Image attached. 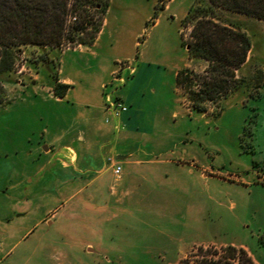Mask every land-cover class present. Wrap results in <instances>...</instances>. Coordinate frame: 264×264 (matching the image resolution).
<instances>
[{
    "label": "rangeland",
    "instance_id": "374dc122",
    "mask_svg": "<svg viewBox=\"0 0 264 264\" xmlns=\"http://www.w3.org/2000/svg\"><path fill=\"white\" fill-rule=\"evenodd\" d=\"M199 3L205 6L208 0H110L103 13L88 10L92 20L84 24L87 29L91 22L106 19L105 33L115 24L125 35L126 49L134 55L142 51L156 18L162 16L171 30L169 40L165 31L149 40L163 59L154 78L162 79L160 99L166 123L146 127L150 139L146 152L152 158L172 161L162 165L169 175L151 172L143 180L132 181L119 193L118 201L105 188L95 197L93 183L82 194L68 197L58 177L66 176L68 169L59 163L52 172L47 168L46 178L35 180L43 159L34 161L25 150L29 137L35 135L39 138L36 145L44 151L46 139L39 129L47 122V139L64 125L59 116L70 110L54 100L55 84L61 83L57 75L63 53L89 45L77 43L83 32L71 34L74 41L66 39L60 47L19 46L13 70L3 75L0 186L8 189L0 193V216L13 201L24 200L16 189L11 190V184L27 174L30 198L34 204L43 201L47 205L51 211L46 218L53 223L42 222L46 209L40 206L26 220L22 234L0 240V256L6 253L1 264H176L181 258L223 253L227 245L245 249L255 262L264 264V83L259 81L264 71V20L217 9L220 22L249 35L251 49L235 72L241 80L239 87L200 112L192 108L184 88L175 89L174 74L186 66L201 73L207 65L203 59H189L182 44L192 26H183L182 19ZM72 21L68 16L66 23ZM109 42L104 35L102 52L117 68L123 59L108 50ZM46 97L49 102L43 100ZM88 166L95 170L100 164ZM26 257L32 260L25 261Z\"/></svg>",
    "mask_w": 264,
    "mask_h": 264
},
{
    "label": "crops",
    "instance_id": "0c3cea01",
    "mask_svg": "<svg viewBox=\"0 0 264 264\" xmlns=\"http://www.w3.org/2000/svg\"><path fill=\"white\" fill-rule=\"evenodd\" d=\"M160 25L163 28L156 31L155 29ZM107 26L108 21L104 19L91 44L63 53L57 76L58 81L68 87L62 97L50 94L56 102L64 104V109L70 111L62 112L63 115L59 116L63 117L64 125L59 127L60 131L55 137L46 138L49 133V122L39 129L42 133L41 138L46 139L43 152L40 146L36 145L39 138L35 135L29 137V146L25 149L32 160L43 159V163L36 170L38 174L35 180L46 178L47 168L52 172L56 163L60 164V168L68 169L66 176H58L62 178L60 188L66 191L68 197L82 194L93 183L95 197L105 188L114 201H118L119 193L127 189V185L132 181L143 180L145 175L151 172L168 176L166 168L162 165L172 164L169 159L152 158L146 152L150 143L146 127H158L166 123L165 113L161 108L163 102L160 99L162 79L154 78L156 69L161 67L163 59L157 56L154 41L149 43V40L154 39L155 33L156 36H160L164 31L163 35L169 40L171 35L169 25H166L162 16L156 18L138 55L126 49L125 35L119 32L115 24L105 33ZM165 26L168 30L164 29ZM104 35L110 40L108 50H112L123 59L120 61H129L132 64V70L129 67L121 70L123 81L113 85H108V82L118 67L112 66L108 61L109 58L107 59L102 52L103 46L100 43ZM138 37L137 34L136 38ZM137 43L138 40L135 41V44ZM76 52L79 56L75 54ZM116 59L117 57L115 61ZM175 89H177L176 85ZM106 94L112 98H119L127 106L118 118L110 117L107 122L105 118L108 113L104 110ZM43 100L49 102V97ZM75 107L77 110L70 113ZM91 162H97L100 166L92 170L91 166H88ZM114 163L121 166L118 176L112 172ZM72 165L79 170L71 168ZM26 175L20 176L11 184V190L16 189L24 200L13 201L9 210L0 216L1 241L22 234L26 220L40 206L46 209L42 222L47 225L53 223L46 218L51 211L47 205L43 201L41 204H34V200L30 198L32 188L30 184H26L24 178ZM0 187H2L0 193L8 189V187ZM5 255L6 253L0 256V264ZM27 260L32 259L26 257L25 261Z\"/></svg>",
    "mask_w": 264,
    "mask_h": 264
},
{
    "label": "trees",
    "instance_id": "16d2710c",
    "mask_svg": "<svg viewBox=\"0 0 264 264\" xmlns=\"http://www.w3.org/2000/svg\"><path fill=\"white\" fill-rule=\"evenodd\" d=\"M164 0H160L163 2ZM110 0H0V103L6 99L3 75L13 70L16 53L21 45L60 47L71 34L83 32L77 43L91 44L97 36L101 21L91 22L88 10L100 13ZM163 7V3L159 4ZM227 9L264 20V0H208L207 5L191 6L182 25L192 23L188 39L182 38L189 59H203V72L186 66L177 70L175 85L187 91L193 109L206 112L208 103H216L239 87L236 70L245 63L251 49L249 35L238 27L222 23L217 9ZM73 18L67 24V17ZM155 18V16L153 17ZM264 83V71H260ZM56 96L62 97L67 85L56 82ZM63 88L58 91V88ZM220 110V109H219ZM218 110V111H219ZM176 264H258L245 249L227 245L223 253L217 251L199 258H181Z\"/></svg>",
    "mask_w": 264,
    "mask_h": 264
},
{
    "label": "built area",
    "instance_id": "2783aa9c",
    "mask_svg": "<svg viewBox=\"0 0 264 264\" xmlns=\"http://www.w3.org/2000/svg\"><path fill=\"white\" fill-rule=\"evenodd\" d=\"M125 67H129L132 70V65H130L128 61L118 62V69L112 73L108 85L117 84L123 81V77L121 76L120 72ZM126 109L127 106L123 103L122 100H120L119 98H112L109 94L105 95L104 110L108 113L105 118L106 122L109 121L110 117L118 118L120 114ZM112 172L114 173V175L118 176L121 172V166L117 163H114Z\"/></svg>",
    "mask_w": 264,
    "mask_h": 264
}]
</instances>
